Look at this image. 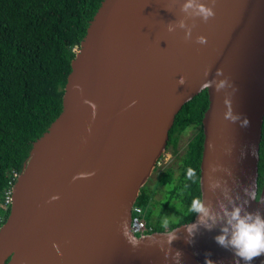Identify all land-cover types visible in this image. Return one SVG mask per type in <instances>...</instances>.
<instances>
[{
  "label": "water",
  "instance_id": "95a60500",
  "mask_svg": "<svg viewBox=\"0 0 264 264\" xmlns=\"http://www.w3.org/2000/svg\"><path fill=\"white\" fill-rule=\"evenodd\" d=\"M184 2L100 3L70 62L61 112L11 186L0 264H245L214 237L225 208L264 216V173L258 198L248 195H258L264 0H201L214 12L207 21L183 11ZM203 91L199 190L216 222L206 228L196 213L137 237L130 221L140 189L175 117ZM229 109L237 119L226 118ZM251 264H264V255Z\"/></svg>",
  "mask_w": 264,
  "mask_h": 264
},
{
  "label": "trees",
  "instance_id": "16d2710c",
  "mask_svg": "<svg viewBox=\"0 0 264 264\" xmlns=\"http://www.w3.org/2000/svg\"><path fill=\"white\" fill-rule=\"evenodd\" d=\"M102 1L0 0V226L8 216L6 200L11 186L32 143L61 112L70 62ZM207 107V93L203 91L185 104L175 117L166 153L176 159L178 167L164 169L158 178L156 186L166 189L167 199L157 221L145 220L151 228L147 234L170 231L191 222L196 215L189 211V205L194 197L200 198L201 119ZM188 129L195 131L194 136L185 152L178 156L179 135ZM188 168L193 170L191 178L186 175ZM263 173L264 119L257 198ZM172 202H177L181 209L175 214L176 220L164 226L163 220ZM136 205L142 211L150 210L152 203L146 186L140 189Z\"/></svg>",
  "mask_w": 264,
  "mask_h": 264
},
{
  "label": "clouds",
  "instance_id": "9594fccd",
  "mask_svg": "<svg viewBox=\"0 0 264 264\" xmlns=\"http://www.w3.org/2000/svg\"><path fill=\"white\" fill-rule=\"evenodd\" d=\"M189 9H193L192 14L199 16L204 21H207L214 15L213 9L202 3L201 0H185L182 5V10L187 12ZM181 27H183V24H181ZM185 36H190V29L186 30ZM197 41L204 44L206 38L204 36H198ZM224 83L225 81L221 80L216 85L217 90L223 87ZM225 116L232 120L237 119V117L231 113L230 109L225 113ZM243 123L246 124L247 121L245 120ZM163 156L164 154L156 162L155 168L159 167ZM186 175L191 178L193 176V170L188 168ZM248 195L251 199H257L255 191L248 192ZM135 205L136 203L133 206ZM189 211L199 213V222L206 228H211L216 222L217 217L209 212L208 207L199 197H194L191 200ZM223 216L226 218V226L221 228V234L214 237L218 244L225 247L231 246L235 255L241 258L245 264H251L253 257L264 255V216H261L258 211L256 213L245 212L241 215V208L239 206H233L230 210L225 208L223 210ZM206 217L207 220H210L212 223H208L205 220ZM167 223V218H165L163 220V225L167 226ZM194 227L195 225L190 226L189 232H191V229ZM168 239L170 241L173 239V236H169ZM176 255L179 256V252H177Z\"/></svg>",
  "mask_w": 264,
  "mask_h": 264
},
{
  "label": "rangeland",
  "instance_id": "374dc122",
  "mask_svg": "<svg viewBox=\"0 0 264 264\" xmlns=\"http://www.w3.org/2000/svg\"><path fill=\"white\" fill-rule=\"evenodd\" d=\"M77 51L78 50H76V52ZM194 132L195 131L193 129H188L187 131L179 135L176 148L178 156L182 155L185 152L187 145L190 143L192 137L194 136ZM168 167H172L176 170L178 164L176 162V159L172 155H170L169 153H165L160 161L159 167L154 169L156 171H153L145 184L146 189L151 197L152 206L150 207V210H147L150 212V214H148L149 212H147L146 209L143 210L144 220L150 219L152 222L157 221L160 212L163 210V204L167 199V191L165 188L157 187L156 185L160 174L164 169ZM174 175L176 176V171L174 172ZM168 207L169 208L167 210L165 218H167L168 223L174 222L176 220L175 214L181 209V207L177 202H172Z\"/></svg>",
  "mask_w": 264,
  "mask_h": 264
},
{
  "label": "built area",
  "instance_id": "2783aa9c",
  "mask_svg": "<svg viewBox=\"0 0 264 264\" xmlns=\"http://www.w3.org/2000/svg\"><path fill=\"white\" fill-rule=\"evenodd\" d=\"M6 203L10 204V195L6 200ZM143 211L139 206H133L131 210V221H130V232L135 236H143L147 235L148 232L151 231L146 225L145 220L143 219Z\"/></svg>",
  "mask_w": 264,
  "mask_h": 264
},
{
  "label": "bare ground",
  "instance_id": "6f19581e",
  "mask_svg": "<svg viewBox=\"0 0 264 264\" xmlns=\"http://www.w3.org/2000/svg\"><path fill=\"white\" fill-rule=\"evenodd\" d=\"M79 49V48H78ZM76 53V52H75ZM195 98V97H194ZM190 102V101H189ZM187 104V103H186Z\"/></svg>",
  "mask_w": 264,
  "mask_h": 264
},
{
  "label": "flooded vegetation",
  "instance_id": "af4514ba",
  "mask_svg": "<svg viewBox=\"0 0 264 264\" xmlns=\"http://www.w3.org/2000/svg\"><path fill=\"white\" fill-rule=\"evenodd\" d=\"M178 144V143H177Z\"/></svg>",
  "mask_w": 264,
  "mask_h": 264
}]
</instances>
